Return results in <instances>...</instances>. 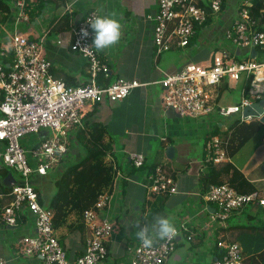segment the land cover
Listing matches in <instances>:
<instances>
[{
	"label": "built area",
	"instance_id": "2783aa9c",
	"mask_svg": "<svg viewBox=\"0 0 264 264\" xmlns=\"http://www.w3.org/2000/svg\"><path fill=\"white\" fill-rule=\"evenodd\" d=\"M204 4L206 7L198 0H158L153 32L158 55L187 48L198 29L207 26L211 16L222 13L225 0H204ZM15 6L17 18L30 23L31 8L26 0H17ZM97 15H101L97 10H89L71 28L67 42L70 50L87 63L88 80L83 85L67 87L62 79L53 76V65L44 53L46 33L37 38L16 31L9 45L0 51V164L16 180L9 193L11 201L0 212V221L5 226L17 227L22 211L33 217L35 234L18 239L16 249L21 256L39 257L40 264H101L109 260L108 243L114 235V222L106 210L112 196L100 195L83 213L82 221L88 232L85 249L70 258L54 228L53 210L40 202L33 177L47 176L63 163L73 137L84 128L85 115L95 105L103 101L121 102L133 90L150 85L123 78L108 81L109 65L92 46L89 21ZM225 39L231 48L213 52L206 64L188 63L155 83L161 88L160 99L166 109L183 118L240 115L243 122L252 120L243 118L242 111L264 98V30L252 19L248 6L238 9ZM56 44L62 45L63 41L58 39ZM225 82L241 84L238 104H220ZM30 137H34L32 144H22ZM226 147L223 137H208L203 164L207 167L226 163L229 159ZM108 159L113 160L111 155ZM127 159L134 171L146 172L143 187L148 198L178 193L177 182L162 165H147L146 156L141 153H129ZM114 171L119 177L116 165ZM204 198L214 207L211 216L214 223H225L250 201L264 206V199H258L257 193H240L228 183L210 186ZM175 229L170 237H152L150 247L139 240L128 250V264H166L175 254L177 237L188 231L183 225ZM191 239L186 236L187 241ZM218 247L220 257L211 264H244L240 243L221 242ZM0 264H8V260L0 259Z\"/></svg>",
	"mask_w": 264,
	"mask_h": 264
},
{
	"label": "crops",
	"instance_id": "0c3cea01",
	"mask_svg": "<svg viewBox=\"0 0 264 264\" xmlns=\"http://www.w3.org/2000/svg\"><path fill=\"white\" fill-rule=\"evenodd\" d=\"M45 1L47 5L48 0ZM15 4L16 2L14 6ZM243 5L249 7L250 0H225L222 13L211 16L208 25L198 29L187 48L172 49L160 55L156 53L153 40L158 0H62L59 9L48 6L34 22L23 23L17 18L16 11H13L9 20L0 25L2 51L9 45L16 31L39 38L47 34L50 21L55 15L61 17L67 14L70 19L68 30L59 34L63 44L57 45L58 39L48 44L46 35L43 41L44 53L53 65V76L63 80V75L66 74L74 79V84H82L88 80L87 63L68 47L70 30L89 10L95 9L101 15H111L121 22V39L114 46L99 50L102 59L109 65L111 81L123 78L150 84L133 90L121 102L103 101L94 106V120L107 127L109 137L106 140L112 139L113 160L119 176L115 182L116 192L106 210L114 222V235L108 243L110 258L101 264H128V250L139 241L137 231L148 226L151 236H158L152 226L159 217L168 218L176 228L183 225L188 230L179 236L172 258L174 264H211L219 256L218 246L221 242L240 243L244 264H251L252 256H257L253 251L261 249L256 243L259 235L264 233L261 228L264 226V206L250 201L245 208L234 212L225 223H214L211 220L214 207L204 198L209 189L202 180L209 169V166L203 164L204 143L217 128L220 133L217 136L223 137L233 120L216 115L199 119L183 118L163 106L160 99L161 88L155 84L166 74L176 73L188 63L206 64L213 52L231 48L225 39V32ZM261 28L263 30L264 25ZM241 87V84L227 83V88L220 91V104L233 105L230 103L231 93L238 90L241 100ZM74 139L73 137L71 145ZM33 140L34 137L26 138L22 144L29 146ZM151 140L159 144L155 158L150 160L146 150L150 149ZM169 147H173V152L167 156ZM74 148L70 147L65 160L75 157L77 153L81 154V160L85 150L82 153L80 147L78 150ZM129 153L144 154L147 165H162L177 182L178 193L148 198L143 187L146 172L134 171L130 167L127 159ZM228 156L226 163L217 165H229L230 176L226 183L235 187L245 181L254 188L252 193H257L258 199H264V130L261 134H254L233 155L228 153ZM67 163L70 164L62 163L47 176L33 177V184L43 205L49 207L55 192L53 178L67 168ZM8 174H11L9 170L0 164V212L11 201L10 191H2V186L11 190L12 186L4 183ZM56 232L59 238L66 233V229H56ZM34 234V219L27 211H22L19 215L17 227L5 226L0 221V259L8 260V264H40L39 257L21 256L16 249L18 239ZM87 235L85 227L83 233L68 234L64 246L70 252V258L84 251ZM187 235L192 239L186 240L188 244L185 245L182 241Z\"/></svg>",
	"mask_w": 264,
	"mask_h": 264
},
{
	"label": "trees",
	"instance_id": "16d2710c",
	"mask_svg": "<svg viewBox=\"0 0 264 264\" xmlns=\"http://www.w3.org/2000/svg\"><path fill=\"white\" fill-rule=\"evenodd\" d=\"M16 1L0 0V25L9 20L13 11H17L14 6ZM198 1L202 7H206L203 0ZM26 3L31 8L29 15L30 22H34L48 6H52L56 10L59 9L62 0H48L47 5L45 0H26ZM248 10L252 19L255 20L257 26L262 30L261 26L264 25V0H250ZM69 22L70 19L67 14L61 17L55 15L50 21L46 35L49 37L64 33L68 30ZM63 81L69 87L72 86L71 84L74 79L64 74ZM108 81L111 82L110 75ZM85 83H87V80L82 84L73 83V86L83 85ZM226 88L227 82L222 85L221 89L223 91ZM94 113L95 107L85 115L84 128L77 132L72 144V147H80L85 150L84 156L81 160L70 163L59 176L53 178L52 182L55 187V192L50 200L49 208L53 210L54 228L58 230L66 229V233L59 236V241L62 246H64L68 234L75 232L83 233V213L97 202L99 196L106 193L111 197L117 189L114 171L115 163L113 160L110 161L108 159L109 155L114 159L112 154L113 142L112 139L106 140L109 137L108 129L103 123L94 120ZM261 127L264 129V122H241L240 119L233 120L229 125L228 131L223 136L226 141L228 153L233 155ZM217 130L211 136L219 135L220 133ZM229 176L230 167L228 164H224L221 167L210 165L202 180L205 186L209 188L213 185L225 184ZM232 178H234V175H232ZM234 188L244 194L254 191V188L245 181L238 183ZM2 191L8 193L10 188L2 186ZM261 228L264 229V226ZM256 245L261 246V249L253 251L257 256H252L253 261H251V264H264V233L259 235ZM67 254L70 257L69 251H67Z\"/></svg>",
	"mask_w": 264,
	"mask_h": 264
},
{
	"label": "clouds",
	"instance_id": "9594fccd",
	"mask_svg": "<svg viewBox=\"0 0 264 264\" xmlns=\"http://www.w3.org/2000/svg\"><path fill=\"white\" fill-rule=\"evenodd\" d=\"M89 27L93 32L92 46L97 50L107 49L117 44L122 36V25L119 19L111 15H97L89 21ZM85 36L88 35L87 29L83 30ZM160 238L172 236L176 229L166 217H159L152 226ZM148 226L139 228L136 235L145 247L153 244Z\"/></svg>",
	"mask_w": 264,
	"mask_h": 264
},
{
	"label": "rangeland",
	"instance_id": "374dc122",
	"mask_svg": "<svg viewBox=\"0 0 264 264\" xmlns=\"http://www.w3.org/2000/svg\"><path fill=\"white\" fill-rule=\"evenodd\" d=\"M29 28H30V26H29ZM34 29V28H33ZM42 30V29H41ZM37 34L36 35H38V32H36ZM56 39H61V36L60 35H55V36H49L48 37V40H47V43L49 44L50 42H53L54 40H56ZM62 40V39H61ZM63 41V40H62ZM64 42V41H63ZM45 48H47V45H46V47ZM45 51H46V49H45ZM239 90L238 91H233L232 93H231V97H232V100L230 101V103L231 104H234V103H238L239 102V100H240V97H239ZM227 119H230V120H236V119H240V121L241 122H243L242 120H241V118H240V115H233V116H230L229 118H227ZM252 122L253 121H260V120H258V119H256V118H252V120H251ZM264 129L261 127L259 130H257L256 132H255V134H261L262 133V131H263ZM211 137V136H210ZM159 144V142H153V140H151V147H150V149H148V151L146 150V153L148 154V156L150 157V160L151 159H154L155 158V151H156V147H157V145ZM71 147H72V145H71ZM78 150L77 149V147H75L74 148V150ZM79 150H81V152L83 153V149L82 148H79ZM76 156L75 157H73V158H70V159H66L65 161L66 162H70V163H73V162H75V161H78L79 160V156L81 155V154H79V153H77V154H75ZM118 157V156H117ZM66 162H64L63 161V163L66 165ZM67 165H69L68 163H67ZM185 245H187L188 244V242L186 241V239H184L183 238V241H182ZM178 251H179V249H178ZM195 263H197V262H195ZM168 264H174V262L172 261V259L169 261V263Z\"/></svg>",
	"mask_w": 264,
	"mask_h": 264
},
{
	"label": "water",
	"instance_id": "95a60500",
	"mask_svg": "<svg viewBox=\"0 0 264 264\" xmlns=\"http://www.w3.org/2000/svg\"><path fill=\"white\" fill-rule=\"evenodd\" d=\"M252 55H255V51L252 52ZM243 118H256L261 122H264V98L257 103H253L250 106L244 107L242 111ZM173 152V147H169L167 149V156ZM4 183L11 187L12 184H16V180L12 174H8L5 178ZM177 242L179 241V237H177Z\"/></svg>",
	"mask_w": 264,
	"mask_h": 264
},
{
	"label": "bare ground",
	"instance_id": "6f19581e",
	"mask_svg": "<svg viewBox=\"0 0 264 264\" xmlns=\"http://www.w3.org/2000/svg\"><path fill=\"white\" fill-rule=\"evenodd\" d=\"M228 141V140H227Z\"/></svg>",
	"mask_w": 264,
	"mask_h": 264
}]
</instances>
